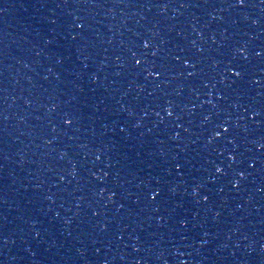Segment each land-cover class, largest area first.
I'll use <instances>...</instances> for the list:
<instances>
[{"label": "water", "instance_id": "95a60500", "mask_svg": "<svg viewBox=\"0 0 264 264\" xmlns=\"http://www.w3.org/2000/svg\"><path fill=\"white\" fill-rule=\"evenodd\" d=\"M235 2L0 0V264H264V3Z\"/></svg>", "mask_w": 264, "mask_h": 264}, {"label": "snow or ice", "instance_id": "6c2138e0", "mask_svg": "<svg viewBox=\"0 0 264 264\" xmlns=\"http://www.w3.org/2000/svg\"><path fill=\"white\" fill-rule=\"evenodd\" d=\"M261 2L264 3V0H261ZM233 6H236V7H245V6H247V5H246V0H236L235 4H234ZM143 47H144L145 49H147V48L150 47V45H149L148 42H145L144 45H143ZM236 51L239 52L240 49H237ZM153 55H155V53H153ZM258 55H259V53H258ZM133 56H135V53H133ZM245 59H247V57H245ZM135 63H136V65H140V64H141V60H136ZM192 67H195V65H192ZM151 74H152V73L150 72L149 75H151ZM193 74H194V73H192V72H189V73H188L189 76H191V75H193ZM242 74H243V70H242V69H240V70H234V71H233V75H234L235 77H241ZM257 83H259V81H257ZM165 111H167V113H168L169 116L172 115V111H171V110H169V109H165ZM177 119H179V117H177ZM205 119H207V117H205ZM72 122H73V121H72L71 118H67V119H65V121H64L65 124H71ZM224 131L227 132L228 129H227V128H224ZM217 135H219V133H217ZM97 159H99V157H97ZM232 159H235V157H232ZM221 171H222L221 168H219V167L216 168V172H221ZM238 175H239L240 177H243V176H244V173H243V172H240V173H238ZM237 184H238V182H237ZM234 186H236V185H234ZM157 194H158V191H157ZM152 198L155 199V196H153ZM204 200L207 201V200H208V197L205 196V197H204Z\"/></svg>", "mask_w": 264, "mask_h": 264}]
</instances>
